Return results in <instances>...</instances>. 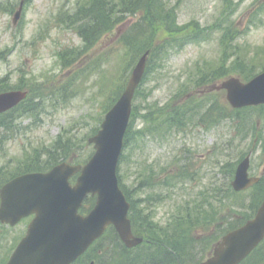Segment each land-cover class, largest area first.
<instances>
[{
  "label": "rangeland",
  "instance_id": "374dc122",
  "mask_svg": "<svg viewBox=\"0 0 264 264\" xmlns=\"http://www.w3.org/2000/svg\"><path fill=\"white\" fill-rule=\"evenodd\" d=\"M20 1L0 0V90L4 85L8 90L32 92L38 111L22 114L18 120L21 126L7 132L4 141H0V180H3L0 187L25 171L26 166L34 164L38 155L41 160L46 159V146L64 130L70 131L85 145L80 150V158L87 159L86 155L93 151L91 133L104 119L110 92L131 75L133 67L128 63L127 41L133 32L128 31L142 17L146 20L149 48L170 38L179 44L169 55L161 54L163 59L157 55L153 57L154 63L141 85L143 94L136 100L141 109L138 127L144 126L151 114L161 117L171 108V104L166 105L172 99H177L174 105L185 102L206 108L202 99L205 94L198 92L200 74L204 71L224 72L225 77H230L238 76L232 72L243 70V66L255 71L264 69V0H163L168 10L174 11V25L157 14L149 19L147 12L140 10L136 15L126 16L121 26L107 34L104 32L75 61L69 53L83 47L84 41L76 25H72L65 14L73 13L90 0H30L24 6L21 19L14 25L10 10L14 4L17 9ZM195 33H200L198 41L188 44L182 41V37ZM234 45H240L241 49L235 50ZM232 66L234 68H230ZM64 84L72 87L69 99L57 92ZM54 92L55 96L49 98ZM210 94L230 106L221 92L215 90ZM241 110L244 120L259 122L258 133L252 131L245 138L239 133L245 123L234 125L233 120H223L203 129L200 119L204 109L202 114L193 116L195 125L191 121L186 134L174 129L163 139L162 132L157 133L152 140L147 139L139 152L136 150L137 154L132 152L126 156V162L120 164L119 171L124 173L123 182L127 187L136 186L139 181L143 185L136 198L145 200L150 194L154 195L149 210L156 225L166 224L177 212L181 215L179 205L182 201L189 200L192 207L204 198L203 194H210L207 199L212 206L224 205L223 213L229 219L247 212L252 191H243L244 197H235L234 202L227 199L226 179L214 169L217 161L219 164L224 162V156L238 157L242 151H252V175L264 177V152L252 147L260 135L264 138V109L260 112L250 108ZM216 115L218 113L214 111L212 116ZM5 131H0V137ZM217 155L223 156L217 158ZM184 167L190 168L192 177H183L180 181L174 179ZM152 168L156 175L147 180L146 173ZM242 199L246 204L241 203ZM27 224L8 226L0 223V264L24 236ZM201 234L206 238L213 235L212 230L205 232L200 228ZM208 245L207 257L215 247L212 241H208ZM141 250L134 247L131 253L136 255Z\"/></svg>",
  "mask_w": 264,
  "mask_h": 264
},
{
  "label": "trees",
  "instance_id": "16d2710c",
  "mask_svg": "<svg viewBox=\"0 0 264 264\" xmlns=\"http://www.w3.org/2000/svg\"><path fill=\"white\" fill-rule=\"evenodd\" d=\"M140 10L146 11L149 19L154 18L157 14L158 16H162V18L168 19L174 25L172 18L174 11L172 9L168 10L166 8V3L163 0H129V2H124V0H121V2H117L116 0H90V4L75 10L73 13H66L65 16L69 17V22L72 25H76L78 33L84 41L83 47L75 49L69 53L71 60L75 61V58L81 56L83 52L87 51L104 32H108L117 26H121V23L124 22L126 16L135 15ZM194 25H196V23H194ZM146 28V20L142 17L137 20L128 31V33H133L128 35L129 39L127 41V46L129 47V53L127 54V58L128 63L133 67L138 58L145 51L150 49L149 72L151 63H154L152 60L155 55L160 57L159 59H163L161 54L166 56L169 55L171 50L175 49L179 43L176 39L170 38L158 46L149 48V34L146 32ZM231 34H233V32H231ZM199 35L200 33L186 35L182 37V41L186 44L196 42L200 38ZM234 46L235 50L241 49L240 45ZM197 68L200 69L199 67ZM230 68H234V66ZM235 72L247 80L255 75L257 71L252 67L247 69V66H243V70H234L232 73ZM224 74V72L218 73V71H204L200 74V80L204 82L199 81L198 87L201 89L217 80L226 78V75ZM126 82V79L125 81H120L117 88L110 92V101L107 110L118 99L125 88ZM2 86L0 92L9 89L8 86ZM57 92L62 93L65 99H69L72 87L64 84L57 90ZM200 92L201 91H199V93ZM180 93V96H182L181 91ZM221 93L225 98V93L223 91H221ZM55 94L56 92L52 93L49 98L54 97ZM140 94H143L141 88L138 89L136 94L132 121L126 135L125 149L121 158V164L126 162L127 155L129 156L132 152L136 153V150L139 152L144 147L143 145L147 143V139L152 140L153 136L157 133L162 132L163 139L173 132L174 129H176V131L178 130L177 133L186 134L191 125L190 122L193 121V125H195V118L193 116L202 114L201 112L204 109L205 111L200 119L202 125H204L203 129L218 125L223 120H229L230 122L233 120L234 125H238V122L245 123V125L239 130L246 132L243 136L248 137L250 135L248 132L251 128L254 131L258 128L255 119H253L254 121L252 125L248 127V120H244L241 115L243 110H233L228 105L222 104L220 102L222 99L207 92H205V97L202 98L204 99L203 105L206 108L185 102L174 105L177 99H172L166 105L170 106L171 104L169 110L165 111V113L159 118L156 114H151L150 118L147 119L146 124L139 128L137 122L140 119L141 109L140 104H136V100ZM35 98L36 96L33 94L24 101L26 104H23V106L20 105L12 111L0 115V131L6 130L2 133L0 141H4L3 137L5 138L7 132H12L17 126H21L20 123L15 121L16 118L21 116V114L34 113L35 110L38 111V108H35L34 106ZM222 101L225 103L224 100ZM245 109L247 110V108ZM250 109L257 110V108ZM214 111H216L218 115L212 116ZM236 114H238V116H236ZM235 119H238V121ZM96 130L97 128L93 133H95ZM62 133L64 136H58L47 148L48 164L46 167H51L54 163L66 159L67 156L72 157L73 154L71 153V150L75 151L77 148L76 146L78 144H76L75 136L66 130ZM239 133L241 134V132ZM259 142H261V144H259ZM254 144L256 146H261L264 150V138H262L261 135L259 136L258 141L254 142ZM72 146H74V148ZM230 153L231 152H229V154ZM243 155L245 154L238 155V157H235L236 155H231L230 158L224 156L222 157L224 162L219 164L217 161L214 168L218 169V172L224 175L228 184V191L225 197L233 202L236 200L235 197H244L243 193H236L230 186V180L233 178L236 164ZM221 156L223 155H217V158ZM39 166L40 165L37 163H34L33 165L26 166L25 171L39 169ZM146 174L148 175L147 180L154 177V168H152L151 171L149 170ZM189 176L192 177L190 174V168L184 167L174 179L180 181L183 177L189 178ZM119 179L124 192L131 202L130 218L132 220L134 233L135 235L145 238L144 243H146V245L144 249L142 247L144 243H142L138 246L139 248H142V250L136 255H133L131 253L132 248L126 247L119 238L117 232L114 229L113 231L110 229L107 234L100 238L75 264H196L204 257V255H206V252L209 249L208 241H212L215 244V242H218L219 239L229 230L241 225L244 220L249 218L255 212L264 197L263 180L256 185V188L252 191L254 192V195L250 204L247 205V212L241 216H233L232 219H229L228 216L223 213L224 205L217 204L212 206L211 201L207 199L210 194H204V198L202 200L200 199L198 203L195 202L192 207H190L191 202L189 200L182 201L179 205L181 208V215L177 212L166 224L158 226L153 222L152 217H154V215L152 211L149 210L152 201L154 200V198H152L154 195L150 194L148 198L145 197V200L138 199L135 196L137 191H140L143 187L141 181H139L136 186L134 185L129 188L123 182L124 173L121 171H119ZM171 183L173 182L171 181ZM218 200L219 198H217V201ZM143 202L146 203L145 207L142 206ZM182 213H184V215H182ZM213 225L215 228L212 227ZM200 228L205 230V232L212 230L213 235L208 236L207 238L205 237L206 235H200ZM215 229H217V233L215 232ZM200 249L203 251L200 252ZM242 264H264V240L259 247L251 253L245 261H243Z\"/></svg>",
  "mask_w": 264,
  "mask_h": 264
},
{
  "label": "water",
  "instance_id": "95a60500",
  "mask_svg": "<svg viewBox=\"0 0 264 264\" xmlns=\"http://www.w3.org/2000/svg\"><path fill=\"white\" fill-rule=\"evenodd\" d=\"M18 15V14H17ZM146 53L137 64L126 90L106 114L99 133L91 139L97 152L83 167L78 183L69 178L81 166L67 163L48 173L19 176L1 189L0 219L15 224L32 213L36 218L7 264H69L99 238L108 225L114 224L128 246L142 242L133 234L128 217L129 203L117 178L135 91L146 69ZM235 107L264 103V73L248 84L232 78L222 84ZM26 96L20 91L0 94V112ZM249 158L237 169L233 185L243 189L256 181L248 177ZM89 193L98 201L87 216L78 213ZM264 238V204L256 217L244 226L227 233L215 248L214 256L200 264H239Z\"/></svg>",
  "mask_w": 264,
  "mask_h": 264
},
{
  "label": "flooded vegetation",
  "instance_id": "af4514ba",
  "mask_svg": "<svg viewBox=\"0 0 264 264\" xmlns=\"http://www.w3.org/2000/svg\"><path fill=\"white\" fill-rule=\"evenodd\" d=\"M30 219H31V217H29V218H25V219H22L20 223L28 222V224H29ZM28 224H27V226H28ZM17 225H18V224H17Z\"/></svg>",
  "mask_w": 264,
  "mask_h": 264
}]
</instances>
